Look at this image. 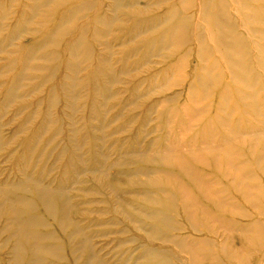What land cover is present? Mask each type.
Segmentation results:
<instances>
[{"label": "rangeland", "instance_id": "rangeland-1", "mask_svg": "<svg viewBox=\"0 0 264 264\" xmlns=\"http://www.w3.org/2000/svg\"><path fill=\"white\" fill-rule=\"evenodd\" d=\"M93 1L95 4L92 9L79 13L74 17L76 20L70 18L65 23L70 30L65 36L41 47L40 40L58 26L63 12ZM127 1V6L109 10L107 6H112L110 0H52L39 8L32 17L23 5L29 0H0V182L17 180L20 177L18 171L25 169L27 175L38 177L48 188L63 186L68 189L70 203L76 205L78 210L71 211L70 219L92 225L101 221L107 223L116 218L125 224L123 226L129 227L124 220L125 215L120 213L123 211L119 209V199L120 203L121 199H131L132 195L127 194V191L136 194L134 196L137 198L144 195V188L139 187L140 185H136L137 188L134 186L136 189L127 187L143 178L142 174L135 171H141V168L146 171L152 168L166 170L161 164L159 166L142 161L138 156L146 154L147 157L151 152L164 150L170 141L180 144L183 139H188L201 130L206 123H213L211 135L197 140L201 146L205 145L204 141L206 145H212V150L205 152L200 148V152H204L205 162L193 164L210 189V199L217 196L222 199L224 206L216 207L209 199L200 201L196 195L195 201L202 204L203 207L200 206L206 208L207 212H211V216L219 215L220 221L216 224L204 220L200 213L197 216L195 212L194 225L201 226L206 231L199 229L200 232L187 230L175 233H191V236H206L208 239L215 237L222 242V264H264V137L250 135L251 128L260 131L264 125V68L255 65V60L252 61V44L258 43L264 49V39L257 34H250L247 22L238 20L236 0H214L224 1L226 11L236 20L237 31L250 43L246 62L252 66V75L250 73L248 76L251 80L249 83L257 87V95L254 97L256 108H251L250 100L235 96L240 85H232L226 74L221 75L219 84L212 85L208 96L196 100L193 105L183 94L182 82L176 80L178 75H182L183 79L193 76L192 66L205 65L200 63L192 51L194 42L190 40L175 49L173 46L163 49L158 56L154 51L143 57L138 40L146 36L145 33L140 36L139 31L145 27L136 26V33H139L136 39L133 32L136 21L142 20L143 16L151 18L161 14L169 4L175 6L176 0H168V4H165L166 0H138L140 3L135 4L132 0ZM156 1L158 6L153 4ZM241 1L246 6L264 8V0ZM195 13L196 8L192 7L182 11L179 18L185 19ZM82 15L88 19V27L93 28L97 35L88 32L83 38L90 52L88 56L80 53L70 56L66 53L65 46L72 40L74 30L85 24L80 20ZM23 18H31L32 22L25 23ZM96 19L98 22H95ZM40 23L43 25H39ZM202 31L203 29L198 28L197 33L201 34ZM101 32L103 36L98 34ZM36 46H39V51ZM28 47L35 50L29 60L25 58ZM177 57L184 59L183 67L174 66ZM210 60L216 61L221 68L225 66L220 62L215 49L210 51ZM27 61L30 69L25 68ZM72 64H75L74 68L68 66ZM97 65L101 66V72L95 70ZM23 69L25 73L22 75ZM225 86L229 89L228 102L225 104L227 107H235L227 120L229 127L233 126L237 131L235 137L229 136L225 128L221 129L214 123L218 114L216 104ZM8 88H12L11 94L7 93ZM240 89L252 96L250 88L242 86ZM188 106L206 109L190 120L189 114L187 113L189 118L184 114ZM185 128L188 130L185 131ZM217 145H224L223 148L232 152L231 156L218 153L214 147ZM158 173L151 176H162L161 172ZM236 173L241 178L244 176L237 181L238 189L231 180ZM165 179L173 180V177L167 176ZM183 181L194 188L189 181ZM106 183L126 186L121 187L116 194L109 190ZM245 187L253 188L248 195ZM164 188L172 191L170 185H165ZM193 191L197 193L196 187ZM26 196L31 197L29 194ZM231 205L237 208H231ZM134 207L138 208L136 205ZM177 212L176 219L182 222L180 227L184 228L185 219L181 217V209L178 208ZM36 213L41 214L42 211L36 210ZM224 222L232 227H225ZM47 223L48 231L54 232L57 237L54 244L58 243V249L60 248V253L65 258H49L48 261L52 264H74L69 243L60 236L61 232L52 219H47ZM253 224L262 225L260 236L256 226L255 230H251ZM237 225H241L239 227L243 230L245 228L243 235L240 233L242 229L238 230ZM118 227L107 225L91 228L93 231H114ZM213 228L218 237L210 231ZM232 228H237V232ZM246 228L248 232L251 230L248 234ZM130 235L139 236L136 232ZM119 238L118 234H110L107 237H97L92 242L104 248L100 249L98 255L104 257L107 254L108 257H104L107 264H117L127 256L132 257L128 264H140L135 259L138 252L134 248L127 250L129 245L119 249L116 247ZM227 242L231 243L230 246ZM206 246L209 247H206L208 252L209 243ZM162 248L181 259L187 256L168 244H164ZM225 251L231 259L226 258ZM192 252V256L200 257L198 249ZM111 255L114 256L110 258ZM8 257L6 250H0V264H4ZM188 257L192 259L191 256Z\"/></svg>", "mask_w": 264, "mask_h": 264}, {"label": "bare ground", "instance_id": "bare-ground-1", "mask_svg": "<svg viewBox=\"0 0 264 264\" xmlns=\"http://www.w3.org/2000/svg\"><path fill=\"white\" fill-rule=\"evenodd\" d=\"M51 1L52 0H29L28 3H23V5H25L26 9H28L30 16L33 17L34 14L38 12L37 10L39 8L48 5ZM110 1L112 6L107 4V8L109 10L112 8L116 9L118 7L127 6L130 2L127 0L126 1L128 3L125 0ZM135 2L137 3L139 1L132 0L133 4H135ZM216 3L217 6H214ZM235 3L237 5L236 9H238V20L247 22L250 34H257V36L259 35V37L263 40L264 8H253L246 6L241 0H236ZM20 4L21 3L19 1V5ZM94 4V1L85 2L80 6L77 5L74 8H69L63 12L58 26H56L53 31L48 32L40 40V45H42L41 47H43L45 43L55 42V39L58 37L65 36L66 32L70 31L68 28H66L65 23H67L70 18H74L79 13L92 9ZM153 4L158 6L159 3L156 1ZM165 4H168V0L165 1ZM0 6H2L1 3ZM192 7L196 8L195 15L188 16L185 19L179 18V15L182 11H185L186 9L188 10ZM226 9L227 7L224 1L214 2V0H176L175 6L169 4V7H167L166 10L161 14L152 16L151 18H145L143 16L142 20L136 21V24L133 26V32H135L134 38L136 39L139 35V33H136V26L138 25L139 27L140 25L145 27L139 31L140 36L143 33H145L146 36L143 38L141 37L138 40L139 44L141 45L140 49L142 50L141 55L143 57L145 55L147 56L149 53H154V51L158 56L160 55V51L163 49H170L172 46L175 49L176 47L185 45L190 40L194 42L192 51L195 53L200 63H205V65L197 64L192 66L191 71L193 76H187V78L183 79L182 75H178L176 80H180L182 82V86L184 87L183 94L188 99V101L193 103V105L196 100L203 99L204 97L208 96L212 85L219 84L221 75L226 74L228 81L232 85H240L239 88L236 89L235 96L239 99L245 98L250 100L251 108L255 109L256 106L254 97L257 95V87L249 83L251 80L248 76L250 73L252 75V66L246 62V58L249 55L247 52V47L250 43L244 36L239 34L237 28L235 27L236 20L228 14ZM80 17V20H82V22L85 24L78 26V28L74 30L72 40L65 46L66 53L70 56H74L78 53L88 56L90 52L85 46L83 38L88 32H92L93 35H97V32L93 28L90 29V27H88L89 24L86 23L88 22V19L83 18V15ZM133 17H136L134 13ZM30 20L31 18H23V22L25 23L32 22V20ZM95 22H98V19H96ZM39 25H43V23H40ZM22 26L25 25L23 24ZM16 28L18 29L17 26ZM198 28L203 29L201 34L197 33ZM14 31L17 30L14 29ZM98 34L103 36L102 32ZM252 46V61L255 60V65L264 68L263 47L258 43H253ZM31 47H28V49L25 51V58H28L27 60H29V57H32V55L35 53V50L33 48L31 49ZM37 48L39 51V46ZM137 49H139V47ZM211 49H215L218 52L220 62L225 64L223 68H221L220 64H218L216 61L210 60ZM255 54H257L256 58ZM28 62L29 61L26 62L27 66L25 68L30 69L28 67ZM68 66H73L74 68L75 64ZM174 66L183 67L184 59L182 57H177ZM97 67L98 68L95 70L101 72V66L99 67L97 65ZM23 71L22 75L25 73L24 69ZM242 86L248 89L250 88L252 90V96L244 93V90L240 89ZM10 89L9 92H7L8 94H11L12 88ZM228 90V87L225 86L220 92L218 103L216 104V110L218 114L216 113V122L214 123H216V125H218L221 129L225 128L229 136L235 137V135H237L236 129L233 126L229 127L227 124V120L230 119L232 110L235 108L229 106L227 107L225 104L228 102L229 98ZM205 109H196L195 106L194 108L188 106L186 113L184 114L187 115L188 113L191 117V120L200 115ZM172 113H175V111L172 110ZM189 116L187 115V118H189ZM212 125L210 123H206L201 130L190 135L188 139H183L182 143L180 144H175V142L170 141L164 147V150L151 152L147 157L146 154H141L138 156L142 161H147L159 166L161 164V166L165 167L166 170L162 171L160 169L152 168V170L147 169L148 171H146L145 168H141V171H135V173L142 174L143 178H138L139 181L138 183L135 182L136 184L130 182L132 184L127 187L133 188L136 185H140L139 187L144 188L142 189L143 192L145 191L144 195H142L141 198H137V196H134L136 194H132L131 191H127V194L132 195L131 199H121L122 201L120 203V199L118 198L120 204L119 209L123 211L120 213L125 215L124 220L127 222L131 230L129 227L123 226L124 223L117 221L118 219L116 218L109 220L107 223L101 221L92 225H87V223L79 220L70 219L69 215L72 214L71 211L74 210L77 212L78 210L76 205L70 203L67 192L68 189L63 186H59L56 189H52L50 187L48 188V186H45L41 183V180L38 177L27 175L25 169H20L18 171L20 177L17 180H5L0 182V250H6V254L9 256L7 260L4 261V264H52L48 261L49 258L65 260V258L60 253V248L58 249V243L57 245L54 244L57 237L54 236V232L48 231L49 225L47 223V219H52L55 222L58 230L61 232L60 236L69 243V251L73 256L74 264H107V261L104 258L107 256V254L104 257L98 255V252L104 248L100 247V245L98 247L92 242V240L97 237H107L110 234L119 235L120 238L116 241V247L118 249L119 247H123L125 245H129L127 250L134 248V250L138 252V256H136L135 259L139 261L140 264H207L209 262V264H222L220 263V259L222 257L220 252V249L222 248V242L215 237L208 239L206 236L205 238H201L199 236L195 237L196 235L191 236L190 232V234L186 233L185 235L175 233L177 231L187 230L198 232L199 229L200 231L201 229L202 231H206L205 228H200L201 226L197 227L194 225L193 218L195 217V212L197 214L200 213L201 218L204 220L207 219L216 224L220 221L219 215L211 216V212H207L208 210L206 211V208H202V204H200L202 206L201 207L199 202L195 201L196 195L200 201L209 199V202L216 207L221 208V206H224L221 198L215 196L216 198L210 199V189L208 188L206 181L200 175L199 170L193 164L194 162H205V159L203 158L204 152L201 153L200 148H202L205 152L212 150V145H206L204 141L203 144L205 145L201 146L200 141H197L199 137L211 135L212 131L214 130V125ZM187 130L188 129L185 128V131ZM250 135L264 137V125L260 131H254V128H251ZM223 146L224 145H217L214 147L216 148L215 150H218V153L221 152L222 155L231 156L232 152L226 147L223 148ZM172 170H176V172H172ZM158 172H161L162 176L160 175V177L156 178L151 176ZM167 176L173 177V180H166L165 178ZM241 177L242 176L239 177L236 173L233 175L232 179L230 178L234 183L233 186L237 189V186L239 185L238 182ZM184 179L192 183L194 188L196 187V194L193 191L194 188L192 186H188L186 183H184ZM106 185H108L107 187L110 191L116 194L118 191H120L121 187L126 186H120L119 184L110 185L107 183ZM165 185H170L172 191L169 188H164ZM251 188L248 187V190L246 191L244 189L247 195ZM258 190L260 189L258 188ZM125 193L126 192H123V194ZM27 194H29L31 197L26 196ZM256 198L258 199V197ZM134 205L138 206V208L134 207ZM128 208H131V210H128ZM178 208L181 209V217L185 219V222L183 221L184 228L180 227L182 222L180 223V221L178 222L176 219ZM231 208H234V205H231ZM236 208L237 207L235 206L234 209ZM36 210L42 211V215L36 213ZM197 216H199V214ZM197 221L198 220H196V223ZM221 222L220 225H222ZM235 224L236 222H234V225ZM107 225L119 227L114 231H93V228H91L93 226L106 227ZM207 225L208 223L206 226ZM224 225L225 227L228 225L230 227L229 223L226 225L224 222ZM237 226L239 227L241 225ZM254 226H256L255 229L258 230L257 233L260 236L262 232L261 229L263 228L262 225L259 226L258 224H253L251 226V228H253L250 229L253 230ZM229 227L226 229H229ZM242 227H244V225ZM245 227H247V225ZM236 229L237 228H232V230L235 231ZM240 229L242 228L239 227L238 230ZM247 229L248 228H246V230ZM251 230H249V232ZM210 231L214 236H217V232L216 230L214 231V228ZM243 231L245 232V228L244 230H240V233H242L241 235H243ZM134 232L138 233L139 236L130 235L134 234ZM249 232L247 230L246 233L248 234ZM244 236H246V234ZM228 242L227 244H229ZM208 243L210 245V250L207 252L206 249L209 247L206 246V244ZM164 244H168L174 248H177L180 253L186 254L187 256H184L183 259L175 257L171 251L168 252L167 249L162 248ZM194 249H198L201 252L200 257L196 258L191 255L194 253L192 252ZM226 251H228L227 248ZM196 252L199 254L198 251H195V253ZM232 253L233 251L231 252V255ZM112 256L114 255H111L110 258ZM188 256H191L192 259ZM225 256H227L226 258L231 259V257L227 255V252ZM131 259V256H127L122 258V262L117 264H128L129 260ZM113 260H116V257H113ZM109 264H116V262Z\"/></svg>", "mask_w": 264, "mask_h": 264}]
</instances>
